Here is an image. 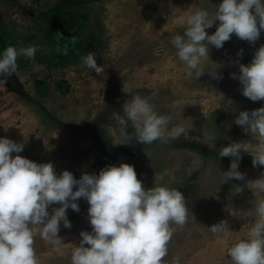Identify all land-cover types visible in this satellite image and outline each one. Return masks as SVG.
<instances>
[{"label": "rangeland", "instance_id": "obj_1", "mask_svg": "<svg viewBox=\"0 0 264 264\" xmlns=\"http://www.w3.org/2000/svg\"><path fill=\"white\" fill-rule=\"evenodd\" d=\"M59 0H0V36L9 46H38L35 61L19 57L18 71L0 84V138H8L25 145L19 155L36 163H53L57 175L63 170L80 178L95 166L128 163L134 166L143 186L161 185L174 188L197 172L179 191L189 209L188 222L176 228L169 244L164 264H231L227 249L241 239H247L255 221L256 199L244 188L233 194L234 185H244L260 178L262 173L253 165L239 164L245 181L224 182L223 173L230 164L214 158L203 159L202 152L187 147L146 144L139 150L118 153L109 158L108 145L116 148L137 147L134 129L129 124L127 136H122L112 119L113 112H121L127 96L122 92L126 80L133 89L148 99L158 114H169V127L183 126L186 131L179 139L195 141L211 150H219L233 142L243 143L241 156L251 154L257 143L250 133L234 123L240 111L264 107V101L253 102L244 97L242 85L231 73H239V63L249 64L255 51L264 45V31L255 45L238 39L234 34L221 49L209 46L210 60L202 67L215 69L221 79H213L207 72L198 80L176 56L170 40L182 34L181 20L198 8L211 13L222 0H98L67 9L75 13L83 24L82 47L68 56H57L49 41L50 19L40 17ZM218 23V22H217ZM216 25L206 29L215 32ZM243 50L242 56L237 55ZM93 53L104 73L98 75L81 64V57ZM39 65L35 71L33 64ZM13 79V81H12ZM20 83L26 92L62 123L80 128L99 130V135L53 124L38 106L10 88V82ZM218 112L223 121L218 123ZM13 155H16L15 153ZM108 160L103 164V160ZM102 163V164H101ZM75 190V189H74ZM80 211L67 210L72 227L61 222V242L50 245L38 235L34 248L39 264H71V251L79 245L81 231H91L87 218L89 205L78 201ZM60 205L50 206L52 208ZM226 220L228 238L219 242L207 228Z\"/></svg>", "mask_w": 264, "mask_h": 264}, {"label": "clouds", "instance_id": "obj_2", "mask_svg": "<svg viewBox=\"0 0 264 264\" xmlns=\"http://www.w3.org/2000/svg\"><path fill=\"white\" fill-rule=\"evenodd\" d=\"M218 22V23H217ZM182 34L174 35L170 43L176 56L196 80L205 74L213 79L222 76L215 70L202 67V61L210 60L209 46L221 49L234 34L238 39L255 45L264 31V0H222L209 13L198 8L188 12L181 20ZM216 25L215 32L206 29ZM58 39L64 38L58 32ZM72 38V43H75ZM38 46H8L0 54V84L18 71L17 60L24 57L35 61ZM57 52L67 54V45ZM241 49L237 55L242 56ZM239 73H231L242 85L241 94L253 102L264 101V45L254 53L247 65L239 63ZM81 64L96 74L104 73V66L97 65L96 56L89 52L81 57ZM34 70L40 66L33 64ZM122 92L127 99L121 112H113L122 136H127L128 126L134 129L139 144H163L175 141L186 131L181 125L169 127L172 116L158 114L148 99L132 94V86L124 80ZM234 123L254 140L253 167L264 166V107L252 111H240ZM25 145L6 137L0 138V264H39L35 252V237L56 246L61 222L70 229L72 224L67 210L80 211L78 201L89 205L87 218L91 231H81L79 245L71 251V264H164L169 244L176 228L188 222V206L181 191L167 186L145 188L137 178L134 166L120 163L106 166L98 174L83 173L76 179L72 172L63 170L57 175L53 163H36L19 153ZM243 143L233 142L222 147L219 157H233L229 170L223 173L224 182L235 179L245 181L239 171ZM16 155H13V154ZM247 188L256 199L255 221L247 239H241L227 249L231 264H264V172L260 178L244 185H234L233 194ZM75 189V190H74ZM60 205L49 208L52 205ZM176 226V228L173 227ZM207 230L223 243L232 231L226 220ZM174 264H179L177 257Z\"/></svg>", "mask_w": 264, "mask_h": 264}, {"label": "trees", "instance_id": "obj_3", "mask_svg": "<svg viewBox=\"0 0 264 264\" xmlns=\"http://www.w3.org/2000/svg\"><path fill=\"white\" fill-rule=\"evenodd\" d=\"M98 0H59L56 4L48 8L47 10L39 13L40 17H47L50 19L51 25L50 30L47 33L49 41L55 46V50L57 48L63 49L65 45H67V54H63V52H57V56H68L72 53H74L76 50L80 49L83 44V38L81 35L82 32V26L83 24L78 19L77 16H74L75 13L72 11H68L67 9L73 8L75 6L82 5L87 2H94ZM58 32L63 35L64 38L58 39ZM72 38H75V43H72ZM8 40L4 36H0V54L3 53V51L9 46ZM13 81V79H12ZM10 82V88L17 89L21 95L28 101L32 102L36 106L39 107V109L42 110V112L47 116V118L56 125L64 126V127H70L72 129H77L82 131L85 134L91 135L96 134L99 135L101 138V134H99V130L95 128L85 129L80 128L75 125L69 124V123H62L60 122L55 116H53L49 111H47L35 98H33L28 92L25 91L22 85L17 82V84H14L13 82ZM214 115L217 116L216 121L218 123H221L223 121L222 115H220L218 112H215ZM153 144H160L164 146H173V147H187L191 149H197L202 152L203 159L206 161L208 158H214L219 160V162L223 164H230L231 161L234 159L233 157H219L218 153L219 150H211L207 148L205 145H202L200 143H197L195 141L191 140H185L181 141L179 143H173L169 142L166 144L161 143L160 141H156ZM146 144H139L137 147H124V148H116L112 145H108V149L110 151L109 158H114L118 153H125V152H131L135 150L141 149ZM241 160L239 164H248L252 165V156L246 155L241 156ZM103 160V164H106L109 160ZM101 163V164H102ZM262 172H264V166L256 167ZM99 170V166H95L94 169H92L88 174H95ZM197 172L192 174L191 176L187 177L183 182L175 186L174 188L177 190H180L183 188L186 184H188L191 180L196 178ZM79 179V178H76Z\"/></svg>", "mask_w": 264, "mask_h": 264}]
</instances>
